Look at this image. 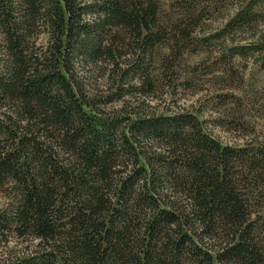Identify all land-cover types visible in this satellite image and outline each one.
<instances>
[{
	"label": "trees",
	"instance_id": "obj_1",
	"mask_svg": "<svg viewBox=\"0 0 264 264\" xmlns=\"http://www.w3.org/2000/svg\"><path fill=\"white\" fill-rule=\"evenodd\" d=\"M229 2L213 50L264 0H0V264H264L256 126L228 144L154 103L158 51L197 48ZM227 52L264 69L261 37Z\"/></svg>",
	"mask_w": 264,
	"mask_h": 264
},
{
	"label": "rangeland",
	"instance_id": "obj_2",
	"mask_svg": "<svg viewBox=\"0 0 264 264\" xmlns=\"http://www.w3.org/2000/svg\"><path fill=\"white\" fill-rule=\"evenodd\" d=\"M235 10L234 2H229L206 19L194 36L197 48H186L182 56L164 48L158 51L156 61L163 71L160 85L164 92L154 103L160 107L177 104L196 113L222 142L242 145V138L252 133L248 125H255L256 134L259 132L264 141V69L255 62L258 54L245 59L238 54L231 56L227 49L254 43L258 37L264 42V25L235 33L222 50L209 49L203 40L219 34ZM214 43L218 45L217 41ZM8 204L9 200L0 193V209ZM10 247L22 245L14 242Z\"/></svg>",
	"mask_w": 264,
	"mask_h": 264
}]
</instances>
